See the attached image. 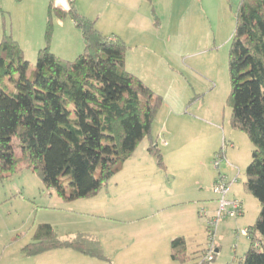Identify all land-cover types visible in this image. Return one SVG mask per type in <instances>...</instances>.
I'll use <instances>...</instances> for the list:
<instances>
[{
	"label": "rangeland",
	"instance_id": "rangeland-1",
	"mask_svg": "<svg viewBox=\"0 0 264 264\" xmlns=\"http://www.w3.org/2000/svg\"><path fill=\"white\" fill-rule=\"evenodd\" d=\"M66 1L78 14L95 21L103 34L120 30L116 28L119 5L116 8L115 2ZM153 1L156 10L150 1L146 4L152 12L151 25H156V19L161 25L160 45L153 46L156 51L160 49L143 56L129 48L126 62L162 98L151 135L161 150L164 166L150 153V137L146 136L122 170L93 197L66 201L56 190L47 189L36 172L24 167L0 179V264H116L111 250L113 238L125 242L128 234L136 231L142 240L158 239L166 232L167 224L177 218V213L169 211L134 219L137 206L147 201L155 203L154 192L159 198L165 196L158 193L164 192L160 177H168L165 169L183 188L201 187L210 202L199 210L201 224L198 233L188 239L189 248L207 249L212 230L219 251L211 264L242 262L250 247L245 231L256 223L261 203L245 186L253 144L244 131L232 126L228 102L229 51L239 0H210L209 13L201 12L203 4L198 0H173L181 1L173 11L172 0ZM60 4L59 0H0V41L5 31L10 33L22 46L31 68L39 49L47 45L48 34L55 54L75 59L85 48L82 31L69 13L60 14L64 9ZM199 10L200 16L196 15ZM151 31L150 39H155L157 31ZM138 164L143 165L142 172H138ZM220 180L229 188L225 199L240 201L242 212L229 213L233 211L229 203L227 213L222 212L217 219L223 198L214 186ZM97 201L102 205H94ZM167 201L163 198L156 204ZM41 223L53 225L61 239L81 232L96 234L108 248L110 259L87 256L70 248L25 255L23 248L33 240ZM152 245L143 243L142 247L147 251ZM196 261L191 258L186 264Z\"/></svg>",
	"mask_w": 264,
	"mask_h": 264
},
{
	"label": "trees",
	"instance_id": "trees-1",
	"mask_svg": "<svg viewBox=\"0 0 264 264\" xmlns=\"http://www.w3.org/2000/svg\"><path fill=\"white\" fill-rule=\"evenodd\" d=\"M59 12L69 13L82 31L85 48L73 60L50 49V34L33 68L10 33L0 41V179L28 168L47 189L76 200L97 195L146 136L150 153L164 166L151 135L162 98L127 69L129 46L120 36L103 34L72 3ZM235 17L228 102L232 126L253 144L245 186L261 203L240 264H264V0H240ZM55 248L110 259L95 235L61 239L50 223L38 225L23 251L34 256ZM171 256L177 262L191 258L184 237L172 239Z\"/></svg>",
	"mask_w": 264,
	"mask_h": 264
},
{
	"label": "crops",
	"instance_id": "crops-1",
	"mask_svg": "<svg viewBox=\"0 0 264 264\" xmlns=\"http://www.w3.org/2000/svg\"><path fill=\"white\" fill-rule=\"evenodd\" d=\"M61 1L60 6L64 9H68L70 7L69 2L66 0H59ZM111 2H115L116 8L119 5L117 13H115V18L117 19L118 29L114 33V35L120 36L129 46V48L136 49L140 51L141 55H146L153 52L157 53L153 46L160 45V22L155 20V26L151 25V11L146 4V1H150L153 5L154 9L156 10V5L153 3V0H110ZM197 1V0H192ZM202 2L201 10L197 11L196 15L200 16V11L205 12L208 11L210 7V0H198ZM240 0L238 1L239 4ZM181 5V1H170V9L173 11V8L176 10L178 5ZM115 8V11H116ZM154 10V11H155ZM156 29L157 33L155 39L151 37V29ZM158 41V42H157ZM127 61V59H126ZM127 68L135 73V71L127 65ZM145 80L143 77H141ZM139 167L138 172H142L141 167L143 165L138 164ZM147 171V170H146ZM144 171V172H146ZM168 177H160L162 181V186L160 189H164V192H158L165 196L159 198L156 195V192L152 195L155 203H149V201L143 203V205L137 206L135 210H133L134 219L140 218H149L152 215H157L161 212H169L174 211L177 213V218L172 223H168L166 226V232L158 239H150V240H142L143 238H139V234L136 231H131L128 235V239L124 242L121 241L118 237L113 238L111 242V250L113 249V262L116 264H186L190 262L191 258L200 259L199 255L201 251L204 250L203 248H199L196 250H191L188 246V239L191 238L193 235L198 233V229L201 224L200 220V213L199 210L202 208L205 209L203 206H209L210 202L205 199L203 196V191H200L201 187L192 189L183 188L182 183L173 179L168 172V169L164 170ZM170 181L171 184H167L165 181ZM193 196V197H192ZM88 198V197H87ZM163 198H168L169 201L156 204ZM86 199V198H80ZM66 201H73V200H66ZM83 205H87L86 202ZM102 202L97 201L94 205L101 206ZM147 204V205H146ZM202 206V207H201ZM147 207V208H146ZM184 207H187L185 210ZM139 209V210H138ZM181 215V216H180ZM133 220V219H132ZM90 233V232H85ZM98 237L94 233H90ZM73 237V236H72ZM176 237H184L186 240L187 252L190 254V259L186 262H177L172 259L171 256V241ZM71 238V237H70ZM101 241L105 252L108 254V248L105 246L104 242L98 237ZM154 243V246L151 244ZM150 244L153 246L152 249L145 251L142 247V244ZM219 251V249H217ZM147 254V256H145ZM109 256V255H108ZM148 258V259H147ZM196 261V262H197ZM196 264V263H195Z\"/></svg>",
	"mask_w": 264,
	"mask_h": 264
},
{
	"label": "built area",
	"instance_id": "built-area-1",
	"mask_svg": "<svg viewBox=\"0 0 264 264\" xmlns=\"http://www.w3.org/2000/svg\"><path fill=\"white\" fill-rule=\"evenodd\" d=\"M228 185L224 180H220L216 183V185L214 186V191L221 194L222 195V201H221V210L219 211L218 217L222 215V212L225 211V213H227L226 211V206L227 204L231 203L232 207H233V211H230L229 213H239L242 212V207H241V202L238 200H235L233 202H229L225 199L226 194L228 193ZM206 213V212H204ZM213 222H211L212 225ZM246 234L248 233V229L245 231ZM211 233V244L210 246L205 250V254L202 258H200L196 264H204L205 262H212L215 257H216V253H217V246L214 243V239H213V231L210 230Z\"/></svg>",
	"mask_w": 264,
	"mask_h": 264
},
{
	"label": "water",
	"instance_id": "water-1",
	"mask_svg": "<svg viewBox=\"0 0 264 264\" xmlns=\"http://www.w3.org/2000/svg\"><path fill=\"white\" fill-rule=\"evenodd\" d=\"M217 252H218V250H217Z\"/></svg>",
	"mask_w": 264,
	"mask_h": 264
}]
</instances>
